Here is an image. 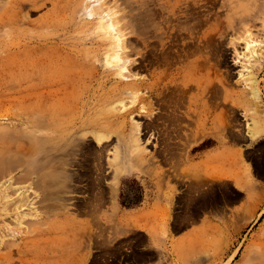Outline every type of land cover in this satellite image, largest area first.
<instances>
[{"label": "rangeland", "instance_id": "374dc122", "mask_svg": "<svg viewBox=\"0 0 264 264\" xmlns=\"http://www.w3.org/2000/svg\"><path fill=\"white\" fill-rule=\"evenodd\" d=\"M173 1L178 0L170 3ZM215 1L210 23L197 28V39L188 36L192 23H184L180 11L175 23L170 24L171 34L163 41L164 52H153V58L145 63L147 69L134 73L130 63L139 56L131 51L133 54L126 59L129 73L106 64L109 35L99 25L100 16H92L91 10L103 3L102 8H113L111 11H116L117 17L123 12L139 13L136 19L140 23L132 22L141 34L149 36L154 26L159 25L158 19L153 24L147 17L149 13L145 14L154 8L150 0H0V145L8 146L6 151L0 147V186L9 177L20 178H16L17 182L13 179L14 189L8 190L13 195L11 203L0 197V242L3 240L0 264H66L79 255L62 245L81 233L88 236V247L80 258L86 264H264V139L248 134L254 124L251 114H264V0H250L246 4L250 6L252 20L249 29L238 24L233 11L229 12L231 0ZM229 23L233 27L227 26ZM176 24L181 28L178 27L181 31L178 34ZM210 27L216 32L208 48L204 34ZM243 29L250 30V39ZM129 33V29L123 33L124 45L143 53L141 45L134 42L136 35ZM172 34L181 36L173 38ZM250 41L256 43L247 50L246 43ZM154 47L160 49L157 44ZM252 53L256 56L252 57ZM193 69L199 70L195 73ZM162 71L178 82L189 77L202 82L187 91L184 105L180 106V112L189 113V119L181 125L184 133L190 135L167 143L178 150L172 154L162 152L166 144L147 141L148 137L140 134L139 152L133 154L129 164H123L122 157L128 155L113 135L109 150L102 155L105 179L100 186L95 188L91 184L96 176L92 155L76 156L72 151L74 158L67 159L87 160L84 171H78L82 177L59 186L49 182L57 106L64 121L68 119L67 112L71 114L72 128L77 131L82 121L103 118L100 115L103 109L121 107L118 101L114 105L106 102L124 89L119 80L128 83L126 76L137 73L138 78L148 80L151 72ZM83 73L88 78H83L79 82L82 86L73 90L72 85L77 82L74 77ZM207 83L209 89L203 92ZM134 96L130 94L123 100L126 110H116L126 115L124 119H116L126 124L128 132L132 124L145 121V116L138 112H127L136 105L147 106V101H135ZM221 118L226 121L227 138L223 144ZM40 121L42 124L37 126ZM207 130L210 136L206 137ZM5 134L12 136V140ZM39 140V147L31 155H24ZM224 147L228 154L231 147L237 148L243 163L247 162L246 173L239 167L216 161L215 152L203 166L193 163L195 152ZM115 148L121 153L114 160ZM20 157L28 164L19 163ZM10 159L11 162L17 159L13 161L16 166L15 163L8 166ZM112 162L114 166L109 167ZM230 164L228 161L227 165ZM74 169L69 173L76 172H72ZM219 170L233 174L225 173L226 179L222 181L207 174L211 186L206 183L205 173ZM234 174L236 179L231 182L229 178ZM31 180L38 181L40 188L35 186L28 191ZM225 181L226 187H222L220 183ZM245 182L251 186L249 189L244 188ZM23 191L27 206L22 212L28 215L18 223L13 201ZM100 192L103 202L99 206L96 197ZM242 192L247 194L244 201ZM173 222L179 226L178 230L171 228ZM132 228H143L140 231L152 241V246L143 236L131 234ZM188 228L191 230L175 238L178 231ZM256 255L258 258L251 260Z\"/></svg>", "mask_w": 264, "mask_h": 264}, {"label": "bare ground", "instance_id": "6f19581e", "mask_svg": "<svg viewBox=\"0 0 264 264\" xmlns=\"http://www.w3.org/2000/svg\"><path fill=\"white\" fill-rule=\"evenodd\" d=\"M150 1L154 5L153 6L154 8L147 11V13H145V14L148 15V13H149V15L147 17L149 18L150 21L152 20L153 24H154V21L156 19H158L159 25L157 24L158 26H154L153 33H151V35H149V36L145 35L146 37L143 34H141L143 32H140L137 29V27H135L133 24L135 21H138L136 18H138L139 13L137 15H132V14H125V12H123V14L118 15L119 17H117V14H115L116 11L114 12V10H113V13L111 11L113 8L111 10H110V8H108V10H105L104 8H102L104 6L103 3H102L103 6H100V5H98L97 7L94 6V8L91 10L92 16L93 15L100 16L99 25L109 35L110 44H109V49L106 50V57H105L106 64H108V65L110 64L113 66H119L120 72L125 71V70H127L129 72L128 66L126 67V61H127L126 59L129 57V55L132 52L134 53V55L139 56V58L137 60H134L133 62L130 63L132 71L135 70L134 73H136V71L139 72V71H144L145 69H147L145 63L148 61L147 60L148 58L153 56V54H152L153 52H155V51H159L161 53L164 52L165 45L163 44V41L165 40V37L168 36V34L169 35L171 34L173 29H171L170 27H172L173 25H170V24H171V22L173 23V21L177 19V18H175V16H176V14L180 13V11H182V13H183V19L185 20L184 23H187V24L189 22L192 23L191 32H189V29H188L187 33H188V36H190V35L194 36L193 39H195L196 38L195 34H196L197 28H199L202 25H206V24L210 23V20L212 18L211 14L217 5L215 0H178L177 2L173 1L172 3H170L171 0H150ZM249 1L250 0H231L230 5H229L230 6L229 12L233 11L232 14L235 15V17H236L235 19L238 22V24H241L242 26L244 25L246 27H248V24L252 21L250 18V15H249L250 6L246 5ZM201 3H203V5H201ZM217 3H218V1H217ZM157 5H159L158 10L155 9V8H157ZM201 9H203V10H201ZM204 9H205V11H204ZM118 12H120V11H118ZM133 16H137V17H133ZM132 19H135V20H132ZM235 19L233 17L232 21L233 20L234 21L232 23L235 22ZM104 20H106V21H104ZM132 21H134V22H132ZM217 22H219V21H217ZM157 23H158V21H157ZM136 24L138 25V23H136ZM231 25L232 24H230V23L227 24V26H229V27H231ZM178 27H179V24H176L174 26L177 34L179 32H181L180 31L181 28L179 27L180 28V30H179ZM232 27H233V25H232ZM128 29L130 30L129 34L136 35L135 38H137V39L134 42L141 45V47L144 49L143 53L141 51H135V47L133 50H132V48L130 49V47L128 48V46L124 45V43L122 42V41H124L122 39L123 33L126 32ZM248 29H249V27H248ZM243 30H245V32L248 33V35H249L248 39H250L249 38L250 34H251L249 32L250 30L249 31H246V29H243ZM215 32H216L215 28L210 27L208 32L204 34V42H205L204 44H206L208 48L210 47V44L212 42V38H213ZM171 36H173V38H177L181 35L172 34ZM154 38L155 39L157 38V40L159 39L158 40L159 42L158 41L157 42L151 41ZM254 43H256V41H250V42L246 43V49L249 50V46L254 45ZM155 44H157L160 49H156V47H154ZM201 44H202V42H201ZM128 45H129V43H128ZM127 49H130V52H129V50H128V52H125ZM251 56L255 57L256 54L252 53ZM181 61H183V60H181ZM206 66L207 65H205V67ZM197 70H199V69H197ZM165 71H166V69H165ZM196 71L194 70L195 73H196ZM137 74H133V75L130 74V76L129 75L126 76L127 79H129L128 83H124L121 80H119V83H123L124 89L122 90V92H120V93L116 94L115 96L111 97L110 99L106 100V102L110 105L111 104L114 105V103H116L118 101V105H121L120 108H116V106H114L111 109L110 108L103 109L101 111V114H100V115H103V118H94L92 120H89L88 123L86 121H82V123L78 127L77 131H74L75 129L72 128L73 123L71 121V117H72L71 114L69 115V113L67 112L69 121H68V119H66L64 121L62 113H61L62 110L60 109V107L57 106V108L55 109V112H54L56 119L54 120V126L52 127L53 147L51 148V151H52L51 157H53L54 161L51 162V165L49 166L51 169V173H50L51 175H48V176L46 175L47 177L50 176V179H48V180H50L49 181L50 183H52L55 186H57V185L59 186V185L66 183V182L67 183L68 182L74 183L75 179H80L82 177V175L79 174L78 171L82 170L84 168L85 164L87 163V160L85 157L82 161H79L78 158L76 159V161H74V159H67L68 156L74 158V156H71V154H72L71 151H72V152H74V154L76 156L83 155L85 153H89L92 155L91 156V159H92L91 163L93 165V169L95 171L96 176H95V178L92 179L91 184L95 188L100 186L101 183H103L104 179H105L104 178L105 175L104 176L102 175V172L104 170L102 165H101L102 155H104L109 150V147L111 145V141H113L110 139L112 138L113 135L116 136V138H118L119 141L122 143L123 149H121V150L123 151V153L125 152L128 155V157H122L123 164L125 162H126V164H129V160L133 158V154L139 152V144L137 145V143L139 141L140 134H141V137L147 136L148 137L147 141L152 139L153 141H157V142H161L163 144H166V146L164 145L165 147L162 144H160L163 146L161 151L165 152V153L168 152V154H169V152H170V154H172L173 152L178 150L176 147H172L170 145H167L168 141H170L171 139H174V138H176V139L177 138H181V139L183 138L184 139L186 137H189L186 135L188 132L185 134L183 131L184 126L181 125L182 121L189 119V113L184 115L182 112H180V106L184 105L182 103L184 102V98L186 97L185 95H186L187 91L189 89H191L192 86H198L199 82L198 83L195 82L194 79H192V77L183 79L180 82H178L177 78H175V77L168 78L166 75L167 73H165L163 71L158 72V73L157 72H151L148 75V80L138 78ZM105 77H106V75H105ZM74 78H75V81H77V82L74 85H72V89L76 90L79 87V85L82 86V84H79V82H81L83 80V78L87 79L88 75L87 74L85 75L83 73L79 77L76 76ZM93 79H91V80H93ZM200 81H202V80H200ZM209 81H211V80L209 79ZM200 84H202V82ZM205 85L206 86L203 85L204 87L202 88L203 92H205L206 90L209 89L208 83ZM67 89H68V87H67ZM114 90H115V88H114ZM143 92H145V94L147 96H145V94ZM203 92H202V94H203ZM130 94L135 95L134 96V98H136L135 101L138 100V102H142V103H145L147 101V106L142 105L141 107H139L136 105V106L127 110V112L129 114L134 113V112H138L139 115H143L141 117L145 116V121L142 124H132L130 131L128 132L126 129V124H122V122H120V123L117 122V119H119V118L124 119V116H126V115H123L122 112L117 113L116 110L122 111V109L126 108V106L123 105V100L125 98H128V95H130ZM198 95L201 96V94H198ZM254 95H256V93H254ZM208 100H209V98H208ZM58 101H59V99H58ZM132 103L133 102H131V104ZM183 108H185V106ZM74 109H77V107ZM41 120L44 121L43 119H41ZM38 123L42 124L41 121L37 122V126H38ZM220 127H221V132L223 131L221 133V135H222L221 142L223 144L226 142L225 138H227L226 137L227 135H225L226 134L225 133L226 121L223 118L220 119ZM251 130L252 131L250 133H248L249 136L251 138H253L255 136L257 137L261 132H264V125L261 126V125H259L258 122H256L254 120V124L252 125ZM204 134H205L204 136H206V137L210 136L208 130ZM31 135H29V136H31ZM0 136H2V134H0ZM6 136H9L8 138L12 137L9 134ZM88 136H89V138H88ZM24 137H26V136H24ZM22 138H23V136H21V139ZM1 139H3V137ZM27 139L29 141L30 138L27 137ZM89 139H91V140H89ZM9 140H8V142H9ZM25 140H26V138H25ZM33 140H37V139L33 138ZM40 141L41 140H39L38 143L36 141L37 144H32V146L28 149L27 152L24 153V155H26V156L31 155V153L34 151V148L39 147ZM14 142L16 143V141H14ZM22 142H25V141L23 140ZM0 147L5 151L8 148V146L6 147L5 144H1ZM23 150L25 151V148H23ZM12 151H11V154H12ZM19 151H20V149H19ZM119 151H120L119 148L118 149L115 148L114 152L112 151L115 154L114 160L117 159L118 154L121 153ZM7 153L10 154V151ZM16 157H19V156H16ZM17 159L19 161V158H17ZM17 159L13 160V161L17 162ZM13 161L11 162V159H10V163H7L9 161H7L6 163L8 164V166L10 165L11 167H12V164L14 166V163H15V166H16V162L13 163ZM19 163H24L25 165L28 164V163H26L25 158H24V160H22L21 157H20ZM108 165H109V167L114 166L113 162L108 163ZM75 166H77L78 168L74 169ZM1 167H2V165H1ZM70 169H74V170H72V172L73 171H76V172L69 173ZM85 170H87V169L85 168ZM25 171H23L24 172L23 176H26L29 170L27 169V173H25ZM83 171L84 170H82V172ZM223 174H225V173H222V174L220 173V175H221L220 177H222ZM29 175H28V178H29ZM23 176H21V177H23ZM26 177H24V178H26ZM16 178L20 179L17 176H16ZM16 178L15 177L14 178L9 177L0 186V197L3 200H6V203L12 202L11 197L13 195L9 194L10 191H8V190L14 189L13 184H15L14 183L15 181L13 182V179L16 180ZM28 178H26V180ZM44 178H45V176L43 177V179ZM222 178H220L221 181H222ZM22 180H24V179H22ZM46 180H47V178H46ZM38 181H39V179H38ZM38 181L31 180L30 186L28 187V191L33 190L32 188L37 186V185L40 186V183ZM16 182H17V180H16ZM19 182L20 181H18V184H19ZM206 182H208V180ZM210 183H209V185H210ZM45 185H46V183H45ZM221 185H222V187H226V184H224V182ZM37 187H35V188H37ZM38 188H40V187H38ZM206 190H207V188H206ZM17 191H18V189H16V192ZM14 192L13 193L11 192V193L14 194ZM26 193H28V192H26ZM93 195H94V193H93ZM17 196L18 197H16V198L19 201H17V200H15L16 202L13 201L14 205H15V210H16L15 219L18 223H21L24 216L28 215V214L22 212V210H25L24 206H27V204H26L27 197H26L24 191L22 193H19ZM45 198H46V196H45ZM102 200H103V192H100V195L98 197H96L97 205L100 206L101 203L103 202ZM96 202H94V203H96ZM11 205H13V204H11ZM92 205L94 206V204H92ZM8 207H10V206L8 205ZM94 207H92V208H94ZM95 210H94V212H95ZM2 211H4V210H2ZM99 232H102V231H99ZM2 242H3V240L0 242V245L2 244ZM258 256L257 257L252 256L251 260L258 258Z\"/></svg>", "mask_w": 264, "mask_h": 264}, {"label": "crops", "instance_id": "0c3cea01", "mask_svg": "<svg viewBox=\"0 0 264 264\" xmlns=\"http://www.w3.org/2000/svg\"><path fill=\"white\" fill-rule=\"evenodd\" d=\"M250 118H252L251 120L254 119L256 122H258L259 125H261V126L264 125V114L263 113H252L251 116H250ZM249 125H250V123H249ZM256 139H264V132H261L256 137ZM224 148L222 150L219 149V148H217V150L214 149V148H211V149L208 148V149H205V150H201L199 152H195L193 154V163L194 164H198L199 163L200 164L199 166L201 167V166H203V164L205 163V161L208 158H211V153L212 152H215L213 154V157L216 159V161H220V162L223 161V163H224L223 165H225V166H230V167L235 166V167H239L241 169V172H245L247 170V168H246L247 162H244L243 163L242 159L240 158V154L237 151V148L235 149L234 147H231L229 154L227 153L228 152L227 151L228 149L227 148L224 149ZM226 154H228V156H229L227 159H226V156H225ZM228 161H231V164L230 165H227V162ZM219 172L221 174L222 173L233 174V172H225V171L223 172V170L222 171L221 170L215 171V172H212V173H205V174L206 175L207 174L208 175L214 174L213 176H215V177H213V178H216V177L219 178L221 176ZM208 175L205 177L206 178V181L208 180V182H206V183H210V180L208 179L210 176H208ZM224 175L226 176V174H223L222 175L223 178L222 177H220V178L226 179V177ZM234 176H235V174L232 175L229 178V180H231V182L236 179V176L235 177ZM226 182L227 181H225L224 184H226ZM250 187L251 186L248 184V182H245L244 188L249 189ZM241 196H242V199L244 201V199L247 198L246 197L247 196L246 192H242L241 193ZM243 205H244V203L242 202V207L241 208H243ZM171 228L172 229H175V230H178L179 226L175 222H173L172 225H171ZM139 229L140 230H143V228H139ZM140 230H137V229H133L132 228L131 229V234H139V235L143 236L145 238V240L149 242L150 246H152V241L147 237V235L144 232H142ZM190 230H191V228H188L185 231H178V234L176 235L175 238H179V237L183 236L185 233H187V231H190ZM120 238H123V237H120ZM62 247H64V249H66V250H68V248H70V249L73 250V252L76 255L77 254L79 255L78 258L76 257V258L72 259L71 262H68L66 264H86L87 261H85V259L84 260H80V258H81V256L83 255V253L86 251V249L88 247V236H87V234L81 233L75 239H70V240L64 241V244L62 245Z\"/></svg>", "mask_w": 264, "mask_h": 264}]
</instances>
